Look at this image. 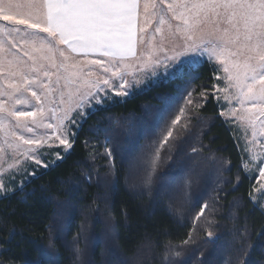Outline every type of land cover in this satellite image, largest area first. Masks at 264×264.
<instances>
[{"label":"snow or ice","instance_id":"1","mask_svg":"<svg viewBox=\"0 0 264 264\" xmlns=\"http://www.w3.org/2000/svg\"><path fill=\"white\" fill-rule=\"evenodd\" d=\"M168 14H171L172 21L178 23L166 20ZM141 17L143 23L138 27ZM153 18H156L157 23L152 29V40L146 42L143 34L152 27ZM0 22V36L3 37L0 38V52L11 50L6 48V44L17 48L16 40L19 39L22 44H29L36 53H43L45 49L50 53L59 51L65 61L59 65L52 63L51 66L57 69V73H50L43 63L38 62L49 59L44 55L36 57L29 51H24L23 55L32 61L30 65L16 59V70L10 72V76L19 75L20 80L7 83V88L10 89L6 93L8 99L0 100V129L6 130V135L12 138L11 142L5 141L8 149H12L14 155L23 157V162L13 159L12 163H8V154L4 148H0V153H4L0 155V197H9L17 191L23 192L29 178H36L41 170H50L64 163L74 150L83 130V123L88 119L89 110L113 101V93L115 97L126 98L134 88H139L148 81L154 84L176 80L186 82L185 77L191 76L193 65L196 64L215 62L218 65L215 72L223 71L225 74L220 77L214 73L213 76L216 80L225 81L224 88L213 84L211 90L203 89L199 96L206 102L211 91L219 104V92H225L224 101L231 103L234 99L239 106L229 108L227 114L236 120L246 121L252 129L253 143L258 134L264 137V120L261 119L264 117V0H0ZM166 24L173 40H169L164 34ZM156 34H159L160 41L153 43ZM165 41L172 44V55H167ZM145 43L165 55L153 58L149 53L148 60L152 64L150 74L142 80H129L125 71L128 67L126 61L129 56H136L138 45ZM59 44L67 45L73 53L98 57L89 63L98 66L107 75L103 79L84 80L75 91H61L59 100H52L54 106L46 109V93L38 94L31 87L36 85L47 89V85L38 82L40 73L44 77H50L63 69L68 73L63 77L68 83L73 82V77H78V65L67 63L69 57L58 48ZM12 64L13 61H9V65ZM30 73L37 75L33 77ZM85 75L91 76V71ZM57 78L59 81L61 77L58 75ZM181 88L182 85H177L178 90ZM229 89L234 92H229ZM28 92L39 107L33 106V110L17 109L16 104L29 103L25 96ZM159 99L162 106L156 110L153 123L159 125L163 121L161 135L130 163V168L143 170L139 184L149 189L162 161V150L168 159H171L172 149L178 143L188 145L189 156H200L204 152V146L199 141L203 129H198L194 124V121L203 122L200 113L196 111L203 105L193 97V91L187 92L185 105L175 112L170 111L172 97L163 95ZM187 105L193 107L186 111ZM225 115L226 112L222 110L220 116ZM10 120L14 123L9 124ZM41 128L45 129L43 133L31 137L18 134L15 130L35 133L36 129ZM129 131L139 138L143 135L144 127H133ZM84 145L89 149L92 159L103 157L108 163L109 171L115 169L116 149L110 136L106 135L104 138L101 145L103 152L88 140L84 141ZM261 148H264V143ZM243 152L249 153L247 146ZM210 159L215 160V157ZM222 163L225 167L231 166L230 160H223ZM4 164H8V167L4 168ZM239 170L246 174V178L257 181V184L252 185L248 196L253 210L264 215V154L247 157L242 155ZM18 175L22 179L16 183ZM84 178L91 182L90 174H86ZM240 182L238 174L233 184L234 190ZM192 187L193 181L190 179L176 185V211L182 218L187 213L193 227L188 237L179 244L169 242L163 258L164 264H174L176 258L182 257L185 246L195 243L193 231L206 232L204 244L215 245L222 239L215 220L219 211V192L222 189H214L206 200L203 199L205 193L193 200ZM28 195L25 193L22 199L26 201ZM235 206L234 203L233 207ZM123 215L127 218L126 210H123ZM261 233H264V229L257 235ZM17 235L19 233L14 229L10 230L7 237L0 240V245L14 240ZM55 239L58 237L49 235V248L55 247ZM250 239L251 233L247 227L238 232V242L242 248L235 264H248L252 249V245L247 243ZM43 255L42 252L41 258L30 261L29 264H44ZM200 264H206L204 252H200ZM229 264L233 262L229 261Z\"/></svg>","mask_w":264,"mask_h":264},{"label":"trees","instance_id":"2","mask_svg":"<svg viewBox=\"0 0 264 264\" xmlns=\"http://www.w3.org/2000/svg\"><path fill=\"white\" fill-rule=\"evenodd\" d=\"M215 69L211 63L199 64L192 68L190 77H185L186 82L152 84L90 112L64 163L41 170L23 192L0 198V240L10 230L19 233L14 240L0 245V264H29L41 258L42 252L44 264H164L169 242L179 244L193 227L187 213L182 218L176 211V185L185 179L193 181V200L201 193H205L206 200L214 189H222L215 216L222 239L215 245L204 244L206 232L193 231L195 243L185 246L182 257L176 258L174 264H200V252H204L206 264H235L242 248L238 232L245 227L251 233L247 243L252 245L248 264H264V233L257 235L264 229V215L253 210L248 196L257 181L246 178L239 170L240 157L247 155L237 131L220 116L222 104L217 103L211 91L206 102L199 96L203 89L211 90L213 84L217 85L213 76L219 72ZM177 85L182 88L178 90ZM188 91H193V97L203 105L196 109L203 122L194 124L203 129L199 141L204 152L189 156L188 145L178 143L168 159L162 150L153 184L146 188L139 184L143 170L133 168L132 173L130 163L161 135L163 121L153 123L156 110L162 106L159 97H172L170 111L175 112L185 105ZM192 107L187 105L186 111ZM141 126L144 132L139 138L130 134L131 128ZM106 135L116 149L115 169L111 172L106 159H92L84 145L88 140L103 152L101 145ZM213 156L215 160L210 159ZM223 160L231 161L230 170ZM86 174L91 175V182L84 178ZM238 174L241 182L234 190ZM25 193L29 194L26 201L22 199ZM50 234L58 237L54 248L48 247ZM103 234L107 237L105 243ZM91 240L95 244L90 251L86 243Z\"/></svg>","mask_w":264,"mask_h":264},{"label":"rangeland","instance_id":"3","mask_svg":"<svg viewBox=\"0 0 264 264\" xmlns=\"http://www.w3.org/2000/svg\"><path fill=\"white\" fill-rule=\"evenodd\" d=\"M159 8V5L157 6ZM151 11V9H150ZM171 14H168L165 19L168 20L170 23H178V21H172L170 19ZM2 23V22H0ZM143 23V17H141L140 22L138 23V27ZM156 18L152 19V27L148 28L146 33H144L145 41H151L153 32L152 29L156 26ZM22 27V26H21ZM165 29V35L169 37V40H173V38L169 35L168 30H167V24L164 26ZM46 36L47 34H41ZM138 35H140L138 33ZM0 38H3L0 36ZM160 41V36L159 34L155 35V41L153 43H158ZM175 43H180V41H175ZM17 48H11L10 45L6 44V48H10V51H5V52H0V100H7L8 97L6 93L10 91V89L7 88V83L11 81H19L20 76H10V72H13L16 70L15 68V62L16 59L19 58L20 60L26 61L27 64H32L31 60H28V57L24 56L23 53L24 51H29L32 53L33 56L39 57L40 55H44L48 57L49 59H44V60H39V63H43L45 68L50 72V73H57V69L52 67V63H55L56 65H59L64 61L63 57L60 55L59 51H54V52H48L47 49L44 50L43 53H36L32 51V48L29 44H22L19 39L16 40ZM165 47L168 49L167 55H172V44L168 43V41H165ZM59 49H62L65 53L66 56L69 57V60L67 63H75L78 65V77H73V82L68 83L66 80L63 78L64 76L68 75V73L64 72L63 69L60 70L58 74H53L50 77H44L42 72L40 73L39 81L38 82H43L45 85H47V89L37 87L36 85H32L31 87L33 90L37 91V93H46L47 99L45 100V108L47 109L48 107H53L54 105L51 103L52 100H59V94L61 91H64L65 93L69 91H75L77 87H80L81 84L83 83L84 80H95L97 78L103 79L105 75L103 74L102 70L95 65H92L89 63L92 59H96L98 57L89 54L85 56L83 53H73L71 52L70 49L67 48V45L59 44L58 45ZM149 53H151L152 57H163L165 55L164 52H161L157 50L156 48L151 47L148 43L145 44H140L136 48V56L132 57L129 56L126 63L128 64V67L125 69V71L128 73L127 79L132 80V79H137V80H142L146 75L150 74L152 70V64L148 60ZM14 54V55H13ZM102 58V57H100ZM106 59V58H102ZM9 61H13L12 65H9ZM213 64L216 68L218 65L214 62L211 63ZM199 64L193 65V67L198 66ZM91 71V76H86L85 73L88 71ZM27 72V69H25ZM220 77H223L225 74L223 71H219L218 73ZM31 76H36L37 73H30ZM58 75L61 77L58 81ZM50 81V82H49ZM154 84L152 81H148L146 84L141 85L139 88H134L131 91V94L128 96H132L135 93L141 92L145 89H147L149 86ZM225 81L223 79L218 80L217 87L218 88H224ZM48 89H51V91H48ZM229 92H234V90L229 89ZM225 95V92L221 91L219 92L220 96V103L222 104V110L226 112V115L223 116V118L237 131L239 139L242 143L243 149L245 146L248 147L249 153L246 155H261L264 154V148H261V144L264 143V137L260 136L259 134L256 137L255 143L252 141V129L249 127L246 123V121H239L236 120L234 117H231L230 115L227 114V110L231 107H239L236 103L235 100L232 99L231 103H228L224 101L223 97ZM25 96L28 98L29 103L28 104H16L15 107L17 109L21 110H33V106L39 107V105L36 104V101L34 98L31 97V93H25ZM114 99L113 101H108L105 103L103 106H97L98 107H104L110 103H113L115 100H124L126 98H121V97H115L113 93ZM44 96H42V100H44ZM11 103V102H10ZM96 108L90 109L89 113L92 111H95ZM46 115L47 112H46ZM262 120H264V117H261ZM234 121V122H233ZM30 122V118H29ZM14 121H9V124H13ZM257 124H259V121H257ZM18 134L24 135L26 137H31L33 135H38L41 134L45 131V129H36L35 133H27L23 129H15ZM10 141L12 140L11 137L6 135V130L0 129V148H4L6 153L8 154V163H12L13 159L20 160L23 162V157L19 155H14L12 149H8L7 144L5 141ZM27 147V146H24ZM0 155H4V153H0ZM125 159V158H124ZM133 161V160H132ZM131 161V162H132ZM8 164H4V168H7ZM132 173L135 171L133 168ZM136 174V172H135ZM22 179L21 176H17L16 178V183H19V181ZM31 178H29L30 180ZM256 194V193H254ZM1 198V197H0ZM108 232V231H107ZM106 232V234H107ZM106 234H103L102 242L105 243L107 241ZM95 241L87 242L86 245H88V249H91L94 247ZM92 246V247H90Z\"/></svg>","mask_w":264,"mask_h":264}]
</instances>
